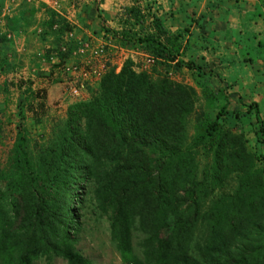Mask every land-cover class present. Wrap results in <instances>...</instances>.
<instances>
[{
  "label": "trees",
  "instance_id": "16d2710c",
  "mask_svg": "<svg viewBox=\"0 0 264 264\" xmlns=\"http://www.w3.org/2000/svg\"><path fill=\"white\" fill-rule=\"evenodd\" d=\"M57 17L51 10L49 27ZM186 31L166 42L153 35L138 40L162 65L199 77L202 69L178 59ZM57 53L62 62L67 53ZM128 62L87 85L86 97L69 103L63 116L43 117L35 139L17 125L8 166L0 168V264L53 257L92 264L76 248L86 196L108 221L124 264H264V166L255 164L264 152L225 127L226 104L211 118L196 109L193 87L137 72ZM201 94L206 101L218 97L208 86ZM245 111H254L263 143L258 103ZM232 175L234 192L203 210Z\"/></svg>",
  "mask_w": 264,
  "mask_h": 264
},
{
  "label": "rangeland",
  "instance_id": "374dc122",
  "mask_svg": "<svg viewBox=\"0 0 264 264\" xmlns=\"http://www.w3.org/2000/svg\"><path fill=\"white\" fill-rule=\"evenodd\" d=\"M93 1H95L94 3L98 9L103 0ZM81 3L82 1H78V3L73 1L70 6L77 10L81 7ZM112 5L114 8L119 9L112 18L98 12L97 16L100 27H96V30H99V36L101 38L96 37L94 40L91 38L77 37V39L81 40L88 39L92 43H98L99 41L108 43L109 61L106 62L108 66L105 72L112 67L120 69L125 62L129 61L127 64H131V67L137 72L145 71L153 78H166L193 87L199 95L196 109H202L203 113H207L212 118L218 107L226 104L229 113L223 117L225 127L237 134H242L246 138L247 147L253 152H264V142L262 143L258 138L259 125L255 113L254 111H245L250 102H257L260 110L259 118L264 125V63L260 62V59L264 61V45L259 52H255L257 57L253 53L248 55L250 51L237 52V58L231 64L242 67V79L236 75V66H231L230 68L234 73L231 77L228 75V66H222L220 69L215 70L211 66H198L195 64V67H199L200 70L202 69V75L198 77L196 71L188 69V71L185 69L181 70L182 67L176 69L172 65L167 64L162 65L164 61L156 57L154 53L152 54V49L138 40L139 38L153 35L160 39L162 38L161 40L166 42L165 39L168 37L160 33L158 25L155 23L154 19L157 18L150 12L152 4L148 2L143 3L142 0H114ZM72 7H70L71 9L68 12L60 9L62 14L58 13L55 29L60 34V41L58 46L53 51L51 50V53L49 52L50 56L54 55V57L59 58L57 52L59 51L61 53V45L63 44V41L61 42L63 40L62 36L70 30H73V33H75V30L78 28L76 26L79 23V19L72 15ZM49 10L53 9L49 8ZM66 16H70L71 22H73L71 25ZM109 21H112L113 24H110ZM185 40L186 34L181 35L179 38L181 47L184 46L185 48ZM145 55H152L159 60L155 65L145 67L143 65ZM45 56L44 54L39 58L46 59ZM68 57L69 55H66L62 62ZM242 64L245 65L242 66ZM54 71H58L57 68ZM51 74L46 76V81H44L43 86L46 87L47 84L53 82L50 77L55 79L59 78L57 75L53 77ZM18 76H20L19 72L15 75L16 79L14 80L4 83L0 80V111L3 110L2 113L0 112V168L8 166V154L13 145L18 124H25L29 129L31 138L35 139L37 133L41 131L43 116L46 112L54 110L55 112L52 114L56 115L49 114L48 116H55V118L63 114L61 99L52 101L51 103L44 101L45 87L39 83L36 84L34 79H25ZM100 79L93 83H97ZM58 81L61 82L60 79ZM204 86L210 87L217 94L219 89L222 92L217 95L218 97L215 100L209 99L206 101L201 94ZM38 91L39 95H35ZM28 92L31 93L28 94ZM31 95H35V97ZM234 111H237L239 115L235 116ZM194 124L193 117H190L187 126V134L189 137L195 133ZM255 164L257 167L264 166V159L256 160ZM197 178H202L200 171L197 174ZM236 187L237 181L234 175L229 176L219 188L209 194V197L205 199L202 209H207L213 200L217 201L222 196L232 194ZM90 188L92 187L88 186L85 192L88 191L90 193ZM81 214L83 220L82 228L78 234L76 248L85 257L89 258L92 264H124L121 261L120 254L114 243L110 239L108 221L105 217L99 215V210L93 198L85 197ZM162 232H167V229L162 228ZM36 264L67 263L60 257H53L49 261L40 258L36 261Z\"/></svg>",
  "mask_w": 264,
  "mask_h": 264
},
{
  "label": "crops",
  "instance_id": "0c3cea01",
  "mask_svg": "<svg viewBox=\"0 0 264 264\" xmlns=\"http://www.w3.org/2000/svg\"><path fill=\"white\" fill-rule=\"evenodd\" d=\"M57 1L60 14L68 12L73 1H82L77 10L72 7V15L79 19L74 33L76 38L95 40L100 37L99 30H96L100 27L98 12L112 18L119 11L112 5L114 0H103L98 9L93 0ZM142 1L152 4L150 12L157 18L158 29L163 36L188 30L185 48L181 47L183 51L178 56L185 62L211 66L215 70L228 66V75L232 77L234 73L230 68L236 66L231 63L237 58V52L250 51L248 55L253 53L257 57L255 52H259L264 45V0ZM49 2L51 0H0V80L3 83L16 79L17 72H21L23 78L34 79L36 84L43 86L46 76L58 67V57L39 58L53 51L60 41L55 24L48 26ZM7 35L11 38L7 39ZM260 62L264 63L262 59ZM184 69L187 70L186 67L181 70ZM236 70L237 77L242 79V67L238 65ZM50 78L53 82L43 86L46 89L44 101L51 103L61 99L63 116L67 105L74 99L69 97L63 83ZM53 112H46L43 117L55 118L48 116L56 115Z\"/></svg>",
  "mask_w": 264,
  "mask_h": 264
},
{
  "label": "built area",
  "instance_id": "2783aa9c",
  "mask_svg": "<svg viewBox=\"0 0 264 264\" xmlns=\"http://www.w3.org/2000/svg\"><path fill=\"white\" fill-rule=\"evenodd\" d=\"M49 6L55 12L60 13L58 11L59 3L57 0H51ZM66 17L71 25L73 22H71L70 16ZM8 38H11V36L7 35V39ZM62 39L61 42L63 41V44L61 45L60 51L61 53H67L69 57L64 62L58 61V71L52 72L51 75L53 77L55 75L59 77L57 79H60L61 83L64 84L71 98H85L87 85H91L94 81L101 78V75L108 66L106 65V62L109 61L108 43L104 41L92 43L88 39H77L74 36L73 30L65 32ZM50 57H54V55ZM158 60V58L152 55H145L143 58V65L149 67L155 65ZM19 73L22 78V73Z\"/></svg>",
  "mask_w": 264,
  "mask_h": 264
},
{
  "label": "clouds",
  "instance_id": "9594fccd",
  "mask_svg": "<svg viewBox=\"0 0 264 264\" xmlns=\"http://www.w3.org/2000/svg\"><path fill=\"white\" fill-rule=\"evenodd\" d=\"M75 100V99H74Z\"/></svg>",
  "mask_w": 264,
  "mask_h": 264
}]
</instances>
